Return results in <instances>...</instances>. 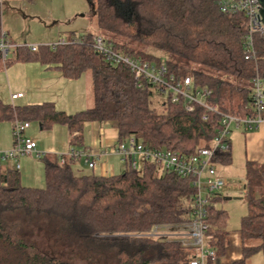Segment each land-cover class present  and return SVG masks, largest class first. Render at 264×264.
Listing matches in <instances>:
<instances>
[{
  "label": "trees",
  "instance_id": "16d2710c",
  "mask_svg": "<svg viewBox=\"0 0 264 264\" xmlns=\"http://www.w3.org/2000/svg\"><path fill=\"white\" fill-rule=\"evenodd\" d=\"M219 2L94 0L92 12L98 34L115 48L147 60L156 59L147 51L150 46L167 52L172 71L211 90L210 103L243 115L252 107L253 77L264 79V39L255 37L256 61L244 59L247 18L243 12H222ZM92 36L80 33L34 50L16 44L11 58L0 53V69L10 62L37 61L53 65L66 78L89 72L91 107L67 114L50 101L17 106L0 99V122L18 118L43 129L66 125L69 147L75 149L87 121L110 122L118 141L134 136L146 147L184 155L210 145L221 126L216 112L200 106L187 111L182 101L171 102L152 84L136 87L127 66L93 50ZM230 149L216 152L214 162H228ZM42 155L40 187L20 183L13 159L14 168L0 172V264H189L195 256L194 246L182 245L179 237L167 239L185 229L196 209V188L189 178L146 160L138 161L139 168L121 161L126 165L122 172L102 176L78 167L75 162L82 158L67 156L60 163L57 154ZM243 195L246 211L236 231L241 257L222 262L219 257L229 244L228 215L216 206L220 193H209L205 240L217 259L206 264H245L264 247V163L245 161ZM155 225L166 226L167 235H146Z\"/></svg>",
  "mask_w": 264,
  "mask_h": 264
},
{
  "label": "built area",
  "instance_id": "2783aa9c",
  "mask_svg": "<svg viewBox=\"0 0 264 264\" xmlns=\"http://www.w3.org/2000/svg\"><path fill=\"white\" fill-rule=\"evenodd\" d=\"M219 9L227 14L243 12L247 18L246 31L243 38L242 54L244 59L256 61L258 49L255 37L264 39V25L261 22L260 4L257 0H220ZM91 46L95 52L114 64H123L129 69L133 83L140 87L146 83L152 84L168 96L171 102L182 101L187 111H193L200 106L208 111L216 112L220 117L221 126L216 135L211 139L207 147H201L191 154H179L176 151L164 148H149L137 141L134 136H127L123 141H118L109 150L103 153L117 155L121 161L131 168H136L139 160L152 161L179 176L189 178L191 185L196 188V209L192 219L187 222L181 233L173 235L179 237L182 245H192L196 254L189 260V264H206L209 260L217 259L215 250L208 247L205 240L207 223L205 222V204L208 202L209 193L223 187L225 179L215 171L214 156L218 151H228L230 148L228 135L231 127L250 132L259 129L264 124V79L258 75L252 79V107L244 110L243 115H235L218 108L216 104L209 102L211 90L207 87L193 86L189 76H182L172 71L167 61L160 59L147 60L132 56L108 43L101 35L93 34ZM59 40L56 43H63ZM53 43V44H56ZM24 44V43H23ZM16 44L5 38V32H0V53L2 58L11 51ZM32 50L36 45H29ZM23 93H10V101L21 97ZM206 118V117H204ZM28 120L14 118L11 121L12 144L8 150L0 151V159H13L15 167L19 168L18 157L34 154L42 155L36 148L33 139L26 136L25 130L29 127ZM60 163L65 162V157L81 159L90 169L94 168L95 162L91 159L92 154L86 149L68 148L65 153H57ZM162 225L153 226L147 232L148 236H158Z\"/></svg>",
  "mask_w": 264,
  "mask_h": 264
},
{
  "label": "crops",
  "instance_id": "0c3cea01",
  "mask_svg": "<svg viewBox=\"0 0 264 264\" xmlns=\"http://www.w3.org/2000/svg\"><path fill=\"white\" fill-rule=\"evenodd\" d=\"M2 29L6 32V39L14 44H27L26 38L17 40L10 37V29ZM70 36H76L71 34ZM55 36L48 39L52 43ZM63 40V38H59ZM40 42V41H38ZM46 42V41H44ZM32 43V42H31ZM29 44V43H28ZM40 44V43H39ZM34 45V44H30ZM10 69H15L17 75H11ZM0 76V99L5 103H11L10 93L21 92L23 95L13 101L14 105H34L50 101L55 108L67 114H73L89 108L93 104L92 86L90 74L82 73L77 78H66L53 65H45L37 61H15L6 67ZM88 76V77H87ZM39 125V124H38ZM27 129L26 136L36 142V148L43 154H57L67 151L70 145V132L66 125L53 124L48 128ZM245 140L246 160L264 163V124L257 130L243 132ZM11 122H0V149L5 151L11 145ZM230 137V136H229ZM81 141L77 149H86L92 154L91 159L95 162L91 169L95 174L108 176L122 172L126 165L115 154H105L118 142V132L113 124L108 121H87L83 124L80 134ZM230 141V139H229ZM231 143V141H230ZM231 148V145H230ZM0 150V151H1ZM44 155L37 158L35 155H24L18 158V174L20 183L24 186L40 187L44 184ZM245 160V161H246ZM215 163V162H214ZM78 167H87L82 160L75 162ZM14 163L9 159H0V172L13 169ZM227 197L223 196L225 200ZM232 199V197H231ZM233 247V248H232ZM249 260L252 264H264V247L255 252ZM241 257L240 240L238 233L229 235V244L223 256L222 262H228ZM249 259V258H248ZM249 262H245L248 264Z\"/></svg>",
  "mask_w": 264,
  "mask_h": 264
},
{
  "label": "rangeland",
  "instance_id": "374dc122",
  "mask_svg": "<svg viewBox=\"0 0 264 264\" xmlns=\"http://www.w3.org/2000/svg\"><path fill=\"white\" fill-rule=\"evenodd\" d=\"M93 2L94 0H0L1 23H3L4 29H10L11 38L20 40L25 37L28 45L52 44L56 43L59 38L68 40L71 34L78 35L86 32L98 34L100 31L96 26V18L92 12ZM55 35V40L49 43L48 39ZM147 51L150 56L161 61L169 59L167 52L156 47L150 46ZM10 54H8V58H11ZM13 63L15 64V62H10L1 68L0 76L2 75L1 72L4 73L6 67ZM9 73L14 76L17 75L15 69H10ZM84 73L88 74L89 72L85 71ZM88 78L90 79V77ZM29 126L33 129L39 128L36 121H30ZM229 136L231 141L230 160L226 163L215 162L214 165L216 173L222 176L226 182L223 187L215 190L221 195L216 206L227 212V229L231 234L232 232L236 233L240 219L246 211L243 195L246 150L244 134H242L241 129L231 127ZM10 140L12 144V137ZM84 171L90 172L91 170L84 168ZM223 196H231L232 199L225 200ZM160 230L163 233L165 230L167 231V227L163 226ZM176 238L178 237L175 235L167 237V239ZM255 254L253 253L247 259L248 264H252L249 260Z\"/></svg>",
  "mask_w": 264,
  "mask_h": 264
},
{
  "label": "water",
  "instance_id": "95a60500",
  "mask_svg": "<svg viewBox=\"0 0 264 264\" xmlns=\"http://www.w3.org/2000/svg\"><path fill=\"white\" fill-rule=\"evenodd\" d=\"M260 4V15H261V22L264 25V0H257ZM227 199H231V197H227Z\"/></svg>",
  "mask_w": 264,
  "mask_h": 264
}]
</instances>
